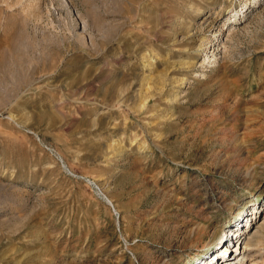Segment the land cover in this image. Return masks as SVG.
Instances as JSON below:
<instances>
[{
  "label": "rangeland",
  "instance_id": "374dc122",
  "mask_svg": "<svg viewBox=\"0 0 264 264\" xmlns=\"http://www.w3.org/2000/svg\"><path fill=\"white\" fill-rule=\"evenodd\" d=\"M239 232L264 264V0H0V264H207Z\"/></svg>",
  "mask_w": 264,
  "mask_h": 264
},
{
  "label": "bare ground",
  "instance_id": "6f19581e",
  "mask_svg": "<svg viewBox=\"0 0 264 264\" xmlns=\"http://www.w3.org/2000/svg\"><path fill=\"white\" fill-rule=\"evenodd\" d=\"M243 210L244 209H240L239 211H238V213H239V215H241V213L243 212ZM237 215V214H236ZM238 217V216H237ZM243 220V219H242ZM241 227V226H240ZM238 230V229H237ZM237 232V231H236ZM233 234H235V233H233ZM241 233L239 232V234H237V236L238 235H240ZM244 233H242V235L241 236H238L237 237V239H236V247H234L235 249H234V251H236V253H235V256L234 257H232V258H226V259H224V255L223 254H216L215 256H214V258L212 259V260H215L216 258H218L219 256H222L221 257V259L220 260H216V263L215 264H245V261H246V259H247V257H250L251 255H250V247L249 246H252V245H254L253 244V238L252 237H245L244 235H243ZM228 236V233L226 232V231H224V233H222V235L218 238V239H216V241L214 242V247L216 248L215 249V252H216V250H218V249H220L221 247H225V248H227V246L224 244V241H222L223 239V237H227ZM219 239H221V240H219ZM235 244V243H234ZM225 250V249H224ZM252 251V250H251ZM210 252V251H209ZM232 251H230V253H231ZM202 253V254H201ZM207 252H204V251H202V252H200V253H198V254H200L201 255V257L202 258H204V263H207V264H212L211 262H212V260L211 261H208V260H206L205 259V254H206ZM217 253V252H216ZM222 253H223V251H222ZM253 253V252H252ZM234 254V253H233ZM210 256H211V254H210ZM229 257V256H228ZM209 259V258H208ZM219 259V258H218Z\"/></svg>",
  "mask_w": 264,
  "mask_h": 264
}]
</instances>
